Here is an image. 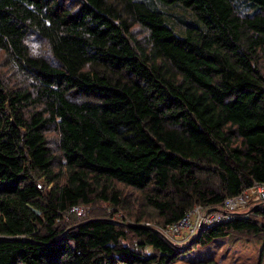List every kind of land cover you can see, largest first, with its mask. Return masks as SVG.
Listing matches in <instances>:
<instances>
[{"label": "trees", "instance_id": "obj_1", "mask_svg": "<svg viewBox=\"0 0 264 264\" xmlns=\"http://www.w3.org/2000/svg\"><path fill=\"white\" fill-rule=\"evenodd\" d=\"M254 182L264 0H0V264H171L264 231V198L185 243L155 228Z\"/></svg>", "mask_w": 264, "mask_h": 264}, {"label": "built area", "instance_id": "obj_2", "mask_svg": "<svg viewBox=\"0 0 264 264\" xmlns=\"http://www.w3.org/2000/svg\"><path fill=\"white\" fill-rule=\"evenodd\" d=\"M37 185H40V182ZM263 198L264 182H254L239 193L224 197L222 202L214 207L194 203L177 220L164 226L155 225V228L170 241L183 243L201 227L227 219L235 210L254 205ZM70 208L77 214L84 212V207L80 204H74Z\"/></svg>", "mask_w": 264, "mask_h": 264}, {"label": "rangeland", "instance_id": "obj_3", "mask_svg": "<svg viewBox=\"0 0 264 264\" xmlns=\"http://www.w3.org/2000/svg\"><path fill=\"white\" fill-rule=\"evenodd\" d=\"M174 9L178 10V7ZM100 203L105 202L100 201ZM263 239L264 231L262 230L250 234H239L232 231L206 244L193 247L176 257L171 264H188L190 260L206 256L214 257L219 264H256L258 248Z\"/></svg>", "mask_w": 264, "mask_h": 264}, {"label": "water", "instance_id": "obj_4", "mask_svg": "<svg viewBox=\"0 0 264 264\" xmlns=\"http://www.w3.org/2000/svg\"><path fill=\"white\" fill-rule=\"evenodd\" d=\"M1 237H7V235H0ZM8 237H13V238H23V236H21V237H17V236H8ZM194 236H191L190 238H189V240H191L192 238H193Z\"/></svg>", "mask_w": 264, "mask_h": 264}]
</instances>
